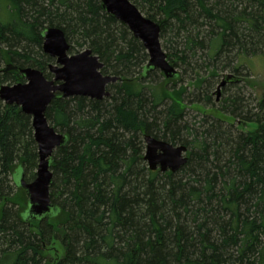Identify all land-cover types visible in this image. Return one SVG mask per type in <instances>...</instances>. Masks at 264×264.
<instances>
[{"label": "trees", "instance_id": "16d2710c", "mask_svg": "<svg viewBox=\"0 0 264 264\" xmlns=\"http://www.w3.org/2000/svg\"><path fill=\"white\" fill-rule=\"evenodd\" d=\"M131 2L159 24L160 38L183 33V50L166 53L174 66L199 51L212 69L236 55L264 56V0ZM47 27L123 80L102 99L56 93L46 107L66 143L50 161L54 209L39 218L28 217L17 182L20 171L34 178L38 163L31 117L0 100V264H264V92L249 107L238 89L217 114L188 120L180 78L157 79L141 42L101 0H0V83L24 82L15 67L49 78ZM242 67L229 69L248 75ZM203 83L187 97L213 109L212 84ZM228 119L257 127L245 132ZM144 134L185 145V164L150 170Z\"/></svg>", "mask_w": 264, "mask_h": 264}, {"label": "water", "instance_id": "95a60500", "mask_svg": "<svg viewBox=\"0 0 264 264\" xmlns=\"http://www.w3.org/2000/svg\"><path fill=\"white\" fill-rule=\"evenodd\" d=\"M103 9L127 26L146 50L148 69H158L165 78L177 76L175 66L168 59L160 43V26L146 17L131 0H101ZM69 43L58 27H47L42 32V51L54 59L48 65L52 77L34 67H15L24 82L0 85V100L14 104L18 110L31 117L33 138L37 146L38 163L35 177L26 181L20 171L18 184L27 195V215L39 218L48 214L53 205L49 197L52 181L50 161L53 151L66 143V136L51 126L45 116L46 107L56 93L61 97L85 96L102 99L110 95L107 85L123 78L103 74L99 57L85 48L77 53L69 52ZM233 77L227 74L217 86V91ZM143 158L150 170L175 172L187 161L185 145H173L167 141L144 134Z\"/></svg>", "mask_w": 264, "mask_h": 264}, {"label": "rangeland", "instance_id": "374dc122", "mask_svg": "<svg viewBox=\"0 0 264 264\" xmlns=\"http://www.w3.org/2000/svg\"><path fill=\"white\" fill-rule=\"evenodd\" d=\"M183 33H180V36H176L173 32L166 33L165 36L160 38V43L162 49L167 54H175L179 53V51L183 50L184 48V42H183ZM85 48H77L74 51H69L68 53H77L82 51ZM33 52V51H31ZM201 53L199 58L195 59H188L185 63L181 62L178 58H173V60H176L175 69L177 70V77L180 78V81H177L176 88L184 87L185 88V95H184V101L186 102L185 106V114L186 118L188 120L195 119L196 122H199L200 119H202V115L207 113H216L215 109L220 106V103L223 102L224 98H227L231 95L236 94L238 89L241 91V96L244 98L247 105L252 106L253 101L256 97H259L264 92V56L262 54H257L254 56H248L247 58H244L242 55L235 56V58L229 60L231 61V64L228 68H223L225 62L218 61L215 62L216 69H212V66L210 64L211 61L208 60V57L206 56V53ZM180 55V54H179ZM178 55V56H179ZM51 63H55L53 60ZM244 64L246 63V68L243 69V72L246 71L248 75H236L229 68L231 66H234L236 64ZM4 64H1L0 67H2ZM158 75H156L157 79L162 80L163 75L158 70ZM227 74H232L233 78L228 80L226 84L222 87H220L219 91H217V86L221 82V80L225 79ZM237 76V77H236ZM52 75L50 73L49 78H51ZM156 77H151L150 80L156 79ZM209 81V83L212 84V87L209 90V94L213 103V109H211V106H205L202 104L197 103H190L189 98L187 97V94H191L193 92L199 91L202 86H205V83H203L204 80ZM242 80V81H236V80ZM171 83V82H170ZM203 83V84H202ZM11 85L12 82L10 81H4L1 82L0 85ZM169 84V83H168ZM170 86V84L168 85ZM184 106V105H183ZM217 114V113H216ZM229 122L233 123L235 127L239 130L249 132L254 129H256V124L254 123H247L243 121L238 120H231L228 119ZM144 149H145V143ZM35 171V170H34ZM35 173V172H34ZM35 177V176H34ZM28 181L33 180V177L26 176ZM23 196L27 198V195L22 190L21 193ZM57 247V245H55ZM55 250V249H54ZM54 254V252H52Z\"/></svg>", "mask_w": 264, "mask_h": 264}]
</instances>
